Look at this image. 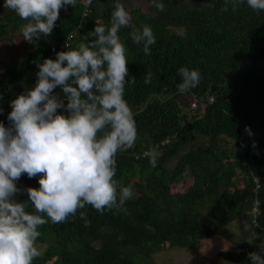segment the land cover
Here are the masks:
<instances>
[{"label": "trees", "instance_id": "16d2710c", "mask_svg": "<svg viewBox=\"0 0 264 264\" xmlns=\"http://www.w3.org/2000/svg\"><path fill=\"white\" fill-rule=\"evenodd\" d=\"M117 2L131 14L118 35L127 50L126 79H136L125 85L124 98L137 138L117 153L114 178L118 188L131 185L133 197L126 211L101 214L85 205L63 223L49 220L39 228L37 243L44 247L32 264H154L153 254L172 244L174 235L195 247L236 220L247 223L253 237L219 251L224 263L251 264L253 252L264 258V11L246 0L236 11L230 5L222 11L225 0H159L162 12L152 0H93L89 7L77 0L60 10L51 35L32 41L21 32L28 21L0 0V46L13 52L0 54V122L8 126L10 101L35 86L38 65L93 40L88 34L96 24L110 26ZM145 25L156 38L147 56L132 40ZM181 67L202 76L184 93L178 91ZM54 94L63 96L59 88ZM185 172L187 188L171 191L169 184ZM38 179L22 175L17 187L39 188ZM15 199L35 212L26 192Z\"/></svg>", "mask_w": 264, "mask_h": 264}, {"label": "clouds", "instance_id": "9594fccd", "mask_svg": "<svg viewBox=\"0 0 264 264\" xmlns=\"http://www.w3.org/2000/svg\"><path fill=\"white\" fill-rule=\"evenodd\" d=\"M76 2L5 0L4 7L28 21L21 32L32 41L51 35L60 10ZM244 2L225 0L222 11H228L229 5L236 11ZM83 3L89 7L93 0ZM246 3L264 11V0ZM152 6L161 12L165 7L159 0H152ZM130 23V12L115 3L110 26L96 24L88 34L93 40L45 59L38 65L35 86L10 101L9 124L0 122V264H32L41 256L39 228L49 220L63 223L85 205L101 214L106 209L126 211L133 188H118L114 177L117 153L132 148L137 138L134 113L124 98L125 85L135 84L136 79H126L127 50L118 35ZM132 40L143 45L146 56L156 42L148 25L136 30ZM178 74L181 93L196 88L202 79L197 69L181 67ZM149 83L150 75L145 78ZM57 88L62 97L54 94ZM245 131L252 135L248 126ZM146 155L155 167L156 153L150 150ZM25 174L30 179L39 177V188H18L17 181ZM21 192H26L34 213L26 210L28 202L15 199ZM249 258L251 264H264L259 253H249Z\"/></svg>", "mask_w": 264, "mask_h": 264}, {"label": "rangeland", "instance_id": "374dc122", "mask_svg": "<svg viewBox=\"0 0 264 264\" xmlns=\"http://www.w3.org/2000/svg\"><path fill=\"white\" fill-rule=\"evenodd\" d=\"M12 53L11 49L0 46V54L11 56ZM132 181L135 182V179ZM190 182L191 178L188 172H185L179 181L171 182L169 187L174 192L182 191ZM236 182L241 184L238 180ZM219 231L201 238L195 247L185 246L183 237L174 235L172 244L166 243L165 249L153 254L154 264H225L219 251L230 248L243 239L250 240L253 237L250 226L241 220H236ZM37 245L44 247L43 244L37 243Z\"/></svg>", "mask_w": 264, "mask_h": 264}, {"label": "built area", "instance_id": "2783aa9c", "mask_svg": "<svg viewBox=\"0 0 264 264\" xmlns=\"http://www.w3.org/2000/svg\"><path fill=\"white\" fill-rule=\"evenodd\" d=\"M208 101H212V97L211 96L208 98ZM192 105L194 106V103H192Z\"/></svg>", "mask_w": 264, "mask_h": 264}]
</instances>
